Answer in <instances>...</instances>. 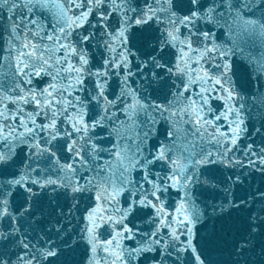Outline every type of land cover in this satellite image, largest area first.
I'll list each match as a JSON object with an SVG mask.
<instances>
[{"label":"snow or ice","instance_id":"1","mask_svg":"<svg viewBox=\"0 0 264 264\" xmlns=\"http://www.w3.org/2000/svg\"><path fill=\"white\" fill-rule=\"evenodd\" d=\"M0 264H264V0H0Z\"/></svg>","mask_w":264,"mask_h":264}]
</instances>
